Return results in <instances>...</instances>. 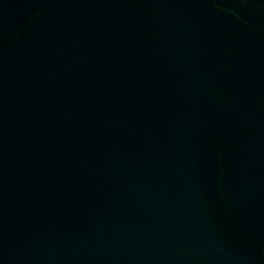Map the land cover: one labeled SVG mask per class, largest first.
Segmentation results:
<instances>
[{
  "label": "water",
  "instance_id": "obj_1",
  "mask_svg": "<svg viewBox=\"0 0 264 264\" xmlns=\"http://www.w3.org/2000/svg\"><path fill=\"white\" fill-rule=\"evenodd\" d=\"M0 264H264V0H0Z\"/></svg>",
  "mask_w": 264,
  "mask_h": 264
}]
</instances>
